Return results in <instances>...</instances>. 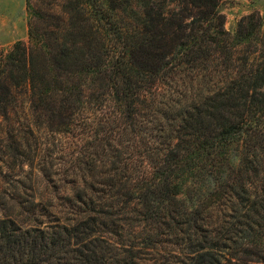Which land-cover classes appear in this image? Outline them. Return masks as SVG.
Segmentation results:
<instances>
[{
  "label": "trees",
  "instance_id": "trees-1",
  "mask_svg": "<svg viewBox=\"0 0 264 264\" xmlns=\"http://www.w3.org/2000/svg\"><path fill=\"white\" fill-rule=\"evenodd\" d=\"M227 1L27 0L0 51V264H264V17L229 32Z\"/></svg>",
  "mask_w": 264,
  "mask_h": 264
},
{
  "label": "rangeland",
  "instance_id": "rangeland-1",
  "mask_svg": "<svg viewBox=\"0 0 264 264\" xmlns=\"http://www.w3.org/2000/svg\"><path fill=\"white\" fill-rule=\"evenodd\" d=\"M220 10L226 17V29L234 33L237 29L239 20L254 10L260 11L264 17V0H229L221 6ZM28 20L27 0H0V51L7 52L16 42L28 40ZM79 60L81 61L82 58H79ZM113 61V57L108 58L107 65L109 69ZM98 85H100V83H97V86ZM48 139L51 140L49 141V143H51L53 137H47V139L43 140L44 147L53 152L52 156L56 159L61 155V150L59 147H54L57 141H55V144L52 146L49 144L45 146ZM179 183L182 187L181 199L187 202L189 207H195L198 201L193 197L194 195L192 193V190L195 188L194 181L192 179H184ZM210 188H212V183L207 186L206 190ZM160 239L167 241L170 238L168 236H163ZM102 247L104 249H106V247L108 248L106 244H102ZM154 254L155 257H158L157 253ZM179 258L180 259L169 258L167 261L163 260L164 262L161 264H181L182 261H185V257L180 256ZM146 259L150 260L152 256L147 255Z\"/></svg>",
  "mask_w": 264,
  "mask_h": 264
}]
</instances>
